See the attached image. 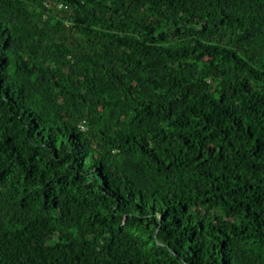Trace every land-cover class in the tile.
I'll list each match as a JSON object with an SVG mask.
<instances>
[{
    "label": "trees",
    "instance_id": "obj_1",
    "mask_svg": "<svg viewBox=\"0 0 264 264\" xmlns=\"http://www.w3.org/2000/svg\"><path fill=\"white\" fill-rule=\"evenodd\" d=\"M0 264H264V0H0Z\"/></svg>",
    "mask_w": 264,
    "mask_h": 264
},
{
    "label": "clouds",
    "instance_id": "obj_2",
    "mask_svg": "<svg viewBox=\"0 0 264 264\" xmlns=\"http://www.w3.org/2000/svg\"><path fill=\"white\" fill-rule=\"evenodd\" d=\"M82 129H84V127H82Z\"/></svg>",
    "mask_w": 264,
    "mask_h": 264
}]
</instances>
